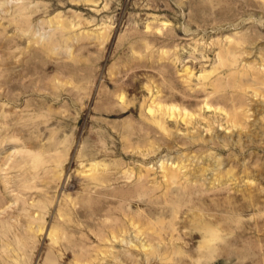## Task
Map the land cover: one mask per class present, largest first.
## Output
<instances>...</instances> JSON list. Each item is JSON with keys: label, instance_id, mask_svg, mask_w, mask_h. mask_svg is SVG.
I'll list each match as a JSON object with an SVG mask.
<instances>
[{"label": "rangeland", "instance_id": "obj_1", "mask_svg": "<svg viewBox=\"0 0 264 264\" xmlns=\"http://www.w3.org/2000/svg\"><path fill=\"white\" fill-rule=\"evenodd\" d=\"M257 73L264 0H0V264H264Z\"/></svg>", "mask_w": 264, "mask_h": 264}, {"label": "bare ground", "instance_id": "obj_2", "mask_svg": "<svg viewBox=\"0 0 264 264\" xmlns=\"http://www.w3.org/2000/svg\"><path fill=\"white\" fill-rule=\"evenodd\" d=\"M223 59H224V57H222ZM218 61H219V63L218 64H222L223 63V60H221V58L218 56ZM259 73H257L256 74V77H257V81H260L261 83H264V80H263V78H260L261 77V75H258ZM154 111H156V113L157 112H159L161 115H170V117L172 116V115H174L175 113H177L176 112V109H175V107H159V109L158 110H154ZM153 110H150V112L151 113H153L154 112ZM177 114H180V113H177ZM182 115H183V117L184 116H187L188 114L187 113H182ZM166 117V116H165ZM185 118V117H184ZM158 122H160V125H162V127H164L163 126V123H161V120H160V118L158 119ZM235 124L236 125H240V121L239 120H237V119H235ZM93 171V170H92ZM96 172V171H95ZM98 172V171H97ZM169 178L172 180L173 179V176L175 175V173H173V172H171L170 170H169Z\"/></svg>", "mask_w": 264, "mask_h": 264}]
</instances>
